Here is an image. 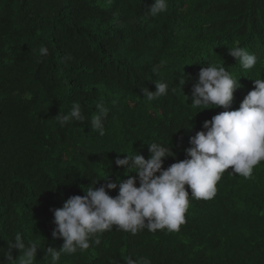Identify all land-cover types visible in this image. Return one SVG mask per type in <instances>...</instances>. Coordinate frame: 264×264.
Here are the masks:
<instances>
[{
	"label": "trees",
	"instance_id": "1",
	"mask_svg": "<svg viewBox=\"0 0 264 264\" xmlns=\"http://www.w3.org/2000/svg\"><path fill=\"white\" fill-rule=\"evenodd\" d=\"M152 2L0 0V261L21 233L26 244L40 246L35 264H48L46 248L63 243L52 237L50 208L84 195L101 176L126 180L115 164L126 155L120 152L147 159L148 144L159 142L175 153L163 167L185 159L189 138L224 110L191 105L201 67L224 66L239 78L230 109L253 89V79L264 78V0H168L156 17L148 15ZM236 45L257 56L252 69L228 54ZM41 46L49 51L38 61ZM156 81L167 82L168 91L148 101L141 89L154 91ZM73 102L82 104L86 120L61 126L55 115ZM98 103L109 109L103 136L91 127ZM185 187L189 207L179 231L133 235L113 226L99 234V244L94 236L89 249L62 254L58 264H125V257L264 264V161L249 178L226 170L212 199H195Z\"/></svg>",
	"mask_w": 264,
	"mask_h": 264
},
{
	"label": "clouds",
	"instance_id": "2",
	"mask_svg": "<svg viewBox=\"0 0 264 264\" xmlns=\"http://www.w3.org/2000/svg\"><path fill=\"white\" fill-rule=\"evenodd\" d=\"M167 7L168 0H153L148 6V15L156 17ZM48 51L41 46L38 61L47 56ZM228 54L236 58L243 69H252L257 64V56L239 45L229 48ZM183 77L179 80L182 88L187 81V77ZM153 83L154 91L148 86L141 89L148 101L168 91L167 82ZM253 85L239 107L230 109L234 92L241 87L239 78L224 66L209 63L201 67L191 88V105L199 111L214 107L224 110L204 120L202 129L189 138L185 159L163 167L164 158L175 156V153L170 145L159 142L148 144L150 155L147 159L139 152L135 155L120 152L126 155L122 158L118 155L115 164L123 166L126 180L101 176L83 189L84 195H71L62 207L50 208L55 225L52 237L62 238L63 243L59 249L46 248L44 259L48 264H58L62 254L74 255L78 250L89 249L94 236V242L99 244V234L113 226L133 235L145 228L149 232L179 231L189 207L190 195L185 185L193 198L208 200L215 196L217 182L226 170L231 168L234 174L251 177L253 168L264 161V78L253 79ZM82 107L80 102H73L70 111L66 114L60 111L55 118L61 126L73 121L84 122ZM96 109L91 127L103 136V118L109 109L103 103H98ZM100 179L106 182L96 187ZM117 187L118 194L110 195L109 191ZM38 248L36 243L26 244L22 234L16 233L14 239L8 241L0 264H35ZM13 249L19 250L16 258H13ZM125 264H151V261L145 257H125Z\"/></svg>",
	"mask_w": 264,
	"mask_h": 264
}]
</instances>
